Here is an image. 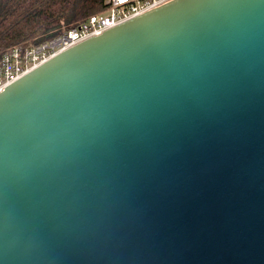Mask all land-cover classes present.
<instances>
[{
    "label": "water",
    "instance_id": "obj_1",
    "mask_svg": "<svg viewBox=\"0 0 264 264\" xmlns=\"http://www.w3.org/2000/svg\"><path fill=\"white\" fill-rule=\"evenodd\" d=\"M0 264H264V0H173L0 92Z\"/></svg>",
    "mask_w": 264,
    "mask_h": 264
},
{
    "label": "trees",
    "instance_id": "obj_2",
    "mask_svg": "<svg viewBox=\"0 0 264 264\" xmlns=\"http://www.w3.org/2000/svg\"><path fill=\"white\" fill-rule=\"evenodd\" d=\"M109 0H0V59L105 12Z\"/></svg>",
    "mask_w": 264,
    "mask_h": 264
},
{
    "label": "built area",
    "instance_id": "obj_3",
    "mask_svg": "<svg viewBox=\"0 0 264 264\" xmlns=\"http://www.w3.org/2000/svg\"><path fill=\"white\" fill-rule=\"evenodd\" d=\"M170 1L173 0H109L105 12L32 48H14L0 59V92L60 52Z\"/></svg>",
    "mask_w": 264,
    "mask_h": 264
}]
</instances>
